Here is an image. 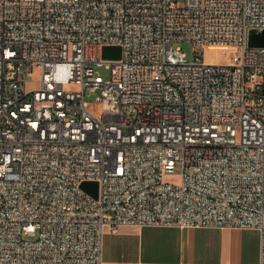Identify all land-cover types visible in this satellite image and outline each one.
Returning a JSON list of instances; mask_svg holds the SVG:
<instances>
[{
	"label": "built area",
	"instance_id": "built-area-1",
	"mask_svg": "<svg viewBox=\"0 0 264 264\" xmlns=\"http://www.w3.org/2000/svg\"><path fill=\"white\" fill-rule=\"evenodd\" d=\"M253 29L264 0H0V264H104L124 226L255 230L264 264Z\"/></svg>",
	"mask_w": 264,
	"mask_h": 264
},
{
	"label": "crops",
	"instance_id": "crops-1",
	"mask_svg": "<svg viewBox=\"0 0 264 264\" xmlns=\"http://www.w3.org/2000/svg\"><path fill=\"white\" fill-rule=\"evenodd\" d=\"M104 264H260L255 230L122 227L104 240Z\"/></svg>",
	"mask_w": 264,
	"mask_h": 264
},
{
	"label": "rangeland",
	"instance_id": "rangeland-1",
	"mask_svg": "<svg viewBox=\"0 0 264 264\" xmlns=\"http://www.w3.org/2000/svg\"><path fill=\"white\" fill-rule=\"evenodd\" d=\"M174 48H179L180 50H182V52L186 55V58L189 62H193L195 60L196 57H200V58H206L207 61H214V60H219L222 59L221 62H223L224 60L227 59V54L225 52H222V54L215 52L211 49H208L204 54L202 53H196V48L194 46V44L189 43V42H182V43H176L174 45ZM100 74L104 77V78H108L110 75L109 70H107L106 68H101L99 69ZM37 74V71H36ZM38 75V74H37ZM25 82L27 84L28 89H31L32 87H36L37 86V82H36V78H31V77H25ZM89 101H96V95H93L91 97L88 98ZM100 107L97 104H91L89 106V110L92 112H95L97 110H99ZM180 170V168L178 167V171ZM166 181H172L173 183H178V177H167L165 179Z\"/></svg>",
	"mask_w": 264,
	"mask_h": 264
},
{
	"label": "water",
	"instance_id": "water-1",
	"mask_svg": "<svg viewBox=\"0 0 264 264\" xmlns=\"http://www.w3.org/2000/svg\"><path fill=\"white\" fill-rule=\"evenodd\" d=\"M249 46L252 48H264V30L253 29L249 34ZM103 59L120 60V47H105L103 49ZM82 189L93 198L98 199L99 186L97 182H87L82 185Z\"/></svg>",
	"mask_w": 264,
	"mask_h": 264
},
{
	"label": "bare ground",
	"instance_id": "bare-ground-1",
	"mask_svg": "<svg viewBox=\"0 0 264 264\" xmlns=\"http://www.w3.org/2000/svg\"><path fill=\"white\" fill-rule=\"evenodd\" d=\"M226 62V60H224L222 63H225Z\"/></svg>",
	"mask_w": 264,
	"mask_h": 264
}]
</instances>
